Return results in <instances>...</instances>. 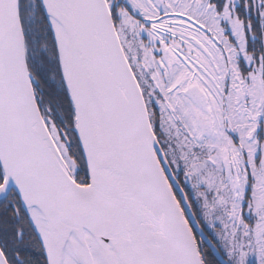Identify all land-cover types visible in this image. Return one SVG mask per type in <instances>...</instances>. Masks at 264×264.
<instances>
[{"label": "snow or ice", "instance_id": "6c2138e0", "mask_svg": "<svg viewBox=\"0 0 264 264\" xmlns=\"http://www.w3.org/2000/svg\"><path fill=\"white\" fill-rule=\"evenodd\" d=\"M0 264H264V0H0Z\"/></svg>", "mask_w": 264, "mask_h": 264}]
</instances>
